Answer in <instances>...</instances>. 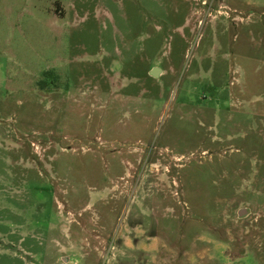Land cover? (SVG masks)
<instances>
[{
	"label": "rangeland",
	"instance_id": "obj_1",
	"mask_svg": "<svg viewBox=\"0 0 264 264\" xmlns=\"http://www.w3.org/2000/svg\"><path fill=\"white\" fill-rule=\"evenodd\" d=\"M0 264H264V0H0Z\"/></svg>",
	"mask_w": 264,
	"mask_h": 264
},
{
	"label": "water",
	"instance_id": "obj_2",
	"mask_svg": "<svg viewBox=\"0 0 264 264\" xmlns=\"http://www.w3.org/2000/svg\"><path fill=\"white\" fill-rule=\"evenodd\" d=\"M157 69H153V74L156 75Z\"/></svg>",
	"mask_w": 264,
	"mask_h": 264
}]
</instances>
